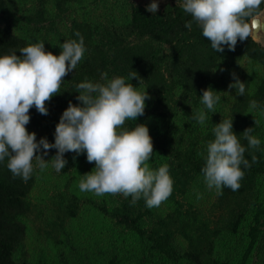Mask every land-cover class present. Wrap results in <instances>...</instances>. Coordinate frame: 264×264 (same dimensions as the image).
I'll list each match as a JSON object with an SVG mask.
<instances>
[{
	"label": "trees",
	"instance_id": "1",
	"mask_svg": "<svg viewBox=\"0 0 264 264\" xmlns=\"http://www.w3.org/2000/svg\"><path fill=\"white\" fill-rule=\"evenodd\" d=\"M116 9L119 16L114 14ZM190 19L176 0H168L156 15L133 0H0V53L16 50L21 55L19 48L43 40L45 49L58 55L64 39H78L76 32L84 37V58L63 78L61 92L46 102L47 115L35 107L29 110L31 126H44L48 116L59 121L69 101L79 103L76 84L85 78L98 80L100 71L109 76L138 73L131 83L146 88L150 98L136 123L159 119L171 126L187 117L166 136L147 124L153 142L149 165L156 168L167 164L174 181L172 194L164 201L167 211L163 215L154 207H146L143 199L137 201L139 205L130 204V196L118 199L113 206L104 200H86L78 188V176L85 174L87 167L86 154H64L67 164L58 174L66 189L45 200L49 216L44 222L48 236L57 229L71 235L62 240L69 246L70 264H130L131 250L122 243L133 237L141 252L137 264H148L149 259L152 264H250L254 257L256 264H264V115L246 113L250 100L264 105V45L249 37L238 40L235 50L225 47L223 53H216L194 23L191 31L184 27ZM55 23H63L66 30L56 31ZM222 61L233 68L241 63L246 66L240 79L246 93L239 96L230 89V102L217 104V112L209 113L201 126L191 115L203 107L199 102L203 89H222L212 70ZM222 116L233 118V131L242 145L247 147L242 132L252 127L261 146L245 152L251 167L245 170L238 190L224 188L217 194V212L212 219L194 202L198 196L194 189L203 184L204 160L197 153L203 151L204 142L214 138L212 128ZM127 123L132 126V122ZM38 174L40 179L51 176L40 170ZM35 182L34 173L24 182L13 178L6 165L0 164V264H26L24 242L27 219L32 214L28 195ZM85 205L98 210L99 221L103 220L106 228L71 225L76 228L73 233L64 227L77 219Z\"/></svg>",
	"mask_w": 264,
	"mask_h": 264
},
{
	"label": "clouds",
	"instance_id": "2",
	"mask_svg": "<svg viewBox=\"0 0 264 264\" xmlns=\"http://www.w3.org/2000/svg\"><path fill=\"white\" fill-rule=\"evenodd\" d=\"M191 19L184 27L192 30L193 23L210 43L216 53L225 47L235 50L239 41L256 38L264 33L261 5L264 0H176ZM158 0L145 5L147 12L156 15ZM64 39L59 43L58 55L45 49L43 40H36L16 50L0 53V164H5L13 178L27 182L38 168L41 172L49 166L60 173L67 164L64 154H86L95 166L80 175L78 188L81 192L102 197L105 194H122L131 197L130 204L143 199L148 208L159 207L173 191V178L167 164L152 168L153 142L145 123H136L144 115L149 94L131 81L137 72L127 76H109L100 71L98 80L85 78L75 86L76 100L69 101L55 126L54 141L46 137L36 139L29 132L32 107L47 115L46 102L61 92L63 78L75 70L84 58V37ZM215 71V67L212 69ZM221 71L224 69L221 68ZM229 89L239 96L246 93L245 83L235 73ZM219 91L211 87L202 90V108L192 112L191 119L204 126L209 113H215L221 100ZM264 115V105L250 100L248 111ZM127 122H132L129 126ZM255 123L257 121L255 120ZM247 147L241 144L233 131V118H224L212 128L213 139L204 142L203 151L197 154L204 160L201 168L203 183L208 190L222 194L224 188L236 191L251 163L245 157L250 149H260L261 139L253 135V128L243 132ZM41 147L43 154L40 152ZM49 149H56L51 159H44ZM35 161V163H34ZM256 157L252 156V163Z\"/></svg>",
	"mask_w": 264,
	"mask_h": 264
},
{
	"label": "rangeland",
	"instance_id": "3",
	"mask_svg": "<svg viewBox=\"0 0 264 264\" xmlns=\"http://www.w3.org/2000/svg\"><path fill=\"white\" fill-rule=\"evenodd\" d=\"M133 1L139 4H142L144 6L151 2V0H133ZM167 1L168 0H158L159 2L158 9H160L161 6ZM116 6H117V2H116ZM115 13L118 16L120 15L119 10L117 11V9L116 11H114V14ZM261 13L264 14V11H262ZM54 26H55L56 31H60L61 29L66 30V27H63L64 26L63 23H59V24L55 23ZM255 40L260 42L262 45H264V36H261L260 38L255 39ZM221 68H223L224 70L221 71L220 70ZM215 69L216 70L214 71V78L216 81L219 82L220 87L222 88L219 91L220 93L219 95L222 97L220 102L218 103L220 105L224 102H230V98H229L230 89L228 86H229V83L233 81L232 73H235L236 76H238L239 79H241L243 74L246 72V66L243 63H241L239 64V66H237V68H233V67H230L227 64V62L222 61ZM147 101L148 99L146 100V102ZM46 118L47 119L43 121L45 123L44 126L37 128V127L31 126L30 124H27L26 128L29 132L36 133L37 141H39L41 137H46L49 142H53L55 126L58 123V121L55 120V117L48 116ZM186 119L187 117H185L182 120L177 121L171 126L170 125L167 126L161 123L159 119L157 121H154V120L150 121L148 119H145V120L143 119V122L146 125L149 124V126L151 124L153 131H158L160 136H166L168 133L170 132L172 133L174 131L173 129H176V127H180L182 124H184L183 122ZM55 153H56V149H49L47 156H44L43 158L48 160L49 156L53 157ZM37 154H41V155L43 154L42 147H41L40 152ZM86 163H87V167H86L85 173L90 172L92 168L95 166L94 162L89 163L87 159H86ZM45 172L46 174L50 172L51 176L45 179L44 178L40 179L39 174H38L39 169L37 168L34 171L36 182L31 192L28 195V199L32 207V211H31L32 214L31 215L29 214L30 216H28V219H27L28 224H29L28 225L29 229H28V232L26 233L27 235H26L25 242H24V251H25L24 257L27 259L26 264H38V263L40 264H43V263L45 264H70L69 261L71 259V254L68 249L69 246L63 243L62 240H64L66 236L69 237L71 235L69 234L65 235V233L62 230L59 231L57 229L54 232H51L50 236H48L46 234V230H48V227L46 226V223L44 222V219L47 216H49V212L46 209V206H44L45 200L49 201L50 196H52L55 191L59 189L64 190L66 188L63 186L64 182L63 183L60 182L61 180L59 179L61 178H59V174L56 173L54 169L51 168V166H49V168L45 170L44 173ZM80 175L78 176V178L80 177ZM262 182H263V187L261 189H264V176L262 178ZM74 183L73 181L71 182V185L73 187L76 186L75 185L76 183L75 184ZM60 184L61 186H59ZM194 192L198 194V196L194 198L195 200L194 202L196 203L197 208L199 210H202V212H204L206 215L213 217L212 219H214L215 218L214 215H216V212H217L216 208L214 207L215 201L217 198L216 191L208 190L203 183L201 187H195ZM81 193H83L86 196L85 198L86 200L91 199L92 200L91 202L97 201V203L102 202L104 200V202H106V204L110 206L117 205L118 199L121 200L125 198L122 194H116V195L105 194L102 197H98L88 192H81ZM41 198L43 199L42 204L41 202L39 203ZM47 204H49V202ZM135 205H139L138 202H136ZM85 206H86L85 208L82 206L81 209L83 211L81 210V213L79 214L77 219L74 221L66 222L64 227L73 233L76 231V228L72 229L71 225L76 226V227L77 226L79 227L87 226L89 228H91L92 226L96 227V225H99V226H102L103 228H106V226L103 225V220L101 221V223L99 221L100 216H99L98 210L88 205H85ZM166 208L167 207H166L165 202H162V204L159 207H154L155 212H158L159 214H162V215L166 213L167 211ZM47 236L49 238H47ZM133 238L130 241H124L122 245L126 246L127 249L130 248L131 250L132 257H130L129 263L137 264V257H140L141 252L139 249L138 240L136 238H134L135 239L134 240ZM178 242L184 244V241L181 238H178ZM20 258L21 257L19 256V259ZM99 261L102 262L101 259ZM147 261H149L147 262L148 264H152V261L150 259ZM256 262H257V257H254L253 259H251L250 264H256ZM98 264L100 263L98 262Z\"/></svg>",
	"mask_w": 264,
	"mask_h": 264
},
{
	"label": "water",
	"instance_id": "4",
	"mask_svg": "<svg viewBox=\"0 0 264 264\" xmlns=\"http://www.w3.org/2000/svg\"><path fill=\"white\" fill-rule=\"evenodd\" d=\"M260 13H261V12H260ZM261 17L264 18V14L261 13ZM261 36H264V33H261L260 36H258V37H256V38H253V39H254V40H255V39H258V38H260Z\"/></svg>",
	"mask_w": 264,
	"mask_h": 264
}]
</instances>
